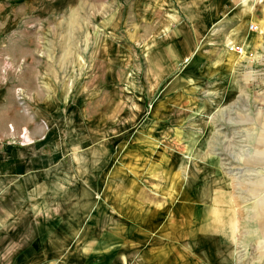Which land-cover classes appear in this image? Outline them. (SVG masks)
Instances as JSON below:
<instances>
[{
  "label": "rangeland",
  "instance_id": "obj_1",
  "mask_svg": "<svg viewBox=\"0 0 264 264\" xmlns=\"http://www.w3.org/2000/svg\"><path fill=\"white\" fill-rule=\"evenodd\" d=\"M242 2L0 0V264H264Z\"/></svg>",
  "mask_w": 264,
  "mask_h": 264
},
{
  "label": "crops",
  "instance_id": "obj_2",
  "mask_svg": "<svg viewBox=\"0 0 264 264\" xmlns=\"http://www.w3.org/2000/svg\"><path fill=\"white\" fill-rule=\"evenodd\" d=\"M242 4H243V2H242ZM244 5V4H243ZM249 10V13H253V11H251L250 9H248ZM248 30L249 31H251V26H249L248 27ZM248 30H245L247 33H248ZM237 41H238V43L240 44V45H245V44H247V39L244 37V35L242 34V36H239V37H237ZM233 223H234V220H233ZM230 224V225H228V226H226V227H224L223 229H222V231H226V233L225 234H227V236H226V238L229 240V241H233V237H234V232H235V227H233V225L234 224ZM228 224V223H227ZM227 240V241H228ZM224 254H225V256H224V260H226V261H228V262H231V264H232V262H233V264H234V259L233 258H231V256H232V253L230 252V251H228V252H224Z\"/></svg>",
  "mask_w": 264,
  "mask_h": 264
},
{
  "label": "bare ground",
  "instance_id": "obj_3",
  "mask_svg": "<svg viewBox=\"0 0 264 264\" xmlns=\"http://www.w3.org/2000/svg\"><path fill=\"white\" fill-rule=\"evenodd\" d=\"M256 1H259V3L260 2H262V1H264V0H256ZM243 4L245 5V6H247L248 5V0H243ZM251 10V9H250Z\"/></svg>",
  "mask_w": 264,
  "mask_h": 264
},
{
  "label": "built area",
  "instance_id": "obj_4",
  "mask_svg": "<svg viewBox=\"0 0 264 264\" xmlns=\"http://www.w3.org/2000/svg\"><path fill=\"white\" fill-rule=\"evenodd\" d=\"M257 29V27L255 26V25H251V30L252 31H254V30H256Z\"/></svg>",
  "mask_w": 264,
  "mask_h": 264
}]
</instances>
